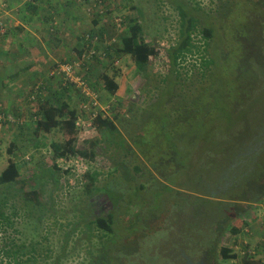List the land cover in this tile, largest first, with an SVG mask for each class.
Listing matches in <instances>:
<instances>
[{"label": "trees", "instance_id": "obj_1", "mask_svg": "<svg viewBox=\"0 0 264 264\" xmlns=\"http://www.w3.org/2000/svg\"><path fill=\"white\" fill-rule=\"evenodd\" d=\"M79 2L82 6L88 0ZM166 2L167 4L169 2L176 11L179 21L176 38L165 49L166 72L153 73L150 67L151 59L157 58L159 51L146 41L140 23L141 17H130L126 21L127 32L120 37L117 48L118 53L127 54L133 58L136 74H139L144 80L145 93H153V95H149L153 97L150 101L148 100L147 105H145L147 100L141 104L135 101L128 102L127 107L131 110L129 111L130 119L134 121L135 127L132 135L129 136L132 147L127 145L115 123V121L119 122L121 113L113 116L111 112V117L113 116L114 119H111L106 111H98L90 117L92 127L107 132L113 138V141H110L111 144H116L119 154L129 161L112 159L114 169L110 174L114 176L111 182L98 185L100 174L97 173L98 171H94L86 172L83 176L85 179L79 183L80 191L77 204L83 205V211L80 214L78 206L74 208L73 213H77V221L73 222L72 232H75L81 223L89 231L93 224L96 231L100 232L98 248L95 249V252L91 248L86 251L87 264H96L98 261L100 264H110L107 260L100 261L93 256L97 254V251L102 250L101 256L105 259L109 253L104 246L109 244L110 239L120 240L126 236L128 240V235L132 230L136 232L132 237L133 244L136 246L133 255L140 253L142 251L141 248H138L140 243L150 235L152 230H163L165 224L174 215H177L176 223L175 225L171 224L167 230L173 231L169 234H176L170 237L172 242H175L174 247L180 246L179 250L175 248L166 250L168 245L162 243L163 248L159 254L165 256L164 264H221V262L237 259L240 256L237 250L239 247L244 248L243 239L245 236L251 235L250 228L253 226V222L256 220L257 225H262L259 224V220L262 223L264 221V216L261 219V211L264 212V182L258 181L245 186L239 184L236 186V182L227 183L230 180L229 172H234L235 164L230 161L227 165L221 166L213 152L214 149L225 145L227 140L223 139L228 135L246 134L243 126L248 123L250 116L249 114L245 115L241 103L229 104L227 107L224 104L226 95L220 88V79L217 78L215 69L218 64L220 66L221 57L225 60L226 51L224 53L219 45L222 38H219L218 45L215 43V28L218 26L219 29L221 28L220 30L227 31L229 38L237 39L232 43L233 49H231L236 61L245 65H248L250 61L251 68L263 71L264 18L258 17V15L260 12H264V0H222L218 4V8H209L207 11H202L195 1V3H191L193 8L189 7V0H166ZM54 5L59 8L58 4ZM247 5L252 6L251 11L247 13V18L252 21L251 25H253L252 29L255 34L253 39L237 38L236 32L240 35L244 34L240 29L235 31V23L232 20H228V26H222L224 24L222 19L225 15L229 14L233 17L242 15L243 8ZM132 9L136 10L135 7ZM220 15L222 17L218 19ZM0 21L6 29L4 21ZM96 21L94 19L91 22L96 25ZM1 37L7 39V31L1 34ZM93 57L95 56L79 57L76 64L63 63V65L70 66V73L74 77L64 76V79L61 80L64 81V84L62 83L64 87L58 85L53 101L37 100L35 102L34 94L33 97H30L29 93L28 102H35L31 118L32 127L23 125L18 116L13 115L14 121L6 119L7 112L0 106V115H5V119L0 120V128L5 124L15 125L23 132L31 133L32 137L36 139L52 132H61L69 137L65 143H50L53 167L42 172L40 177L48 174L53 183H57L59 179L55 172L61 171L56 164L58 159L70 158L74 154H78L86 160H93L95 157L93 147L99 144L98 140L89 141V147L81 151H76L73 148L80 129L78 123L80 119L76 109L71 108L67 100H63V96L72 91H79L80 99H86L80 85L86 86L90 91L92 90L90 87H94V82L92 83L86 77L90 67L88 61ZM56 68L58 70V66ZM111 68L114 70L115 67ZM253 74L254 80L258 78L257 72H253ZM50 78L51 76L47 79ZM102 80L105 91L109 96H113L118 90V84L107 75H103ZM236 82L237 79L234 85ZM36 85V90H43V84L37 83L34 86ZM51 86L48 80L47 87ZM243 87H238L237 90L242 91ZM34 93L37 99L40 91ZM249 96L250 94L247 95V97ZM87 110L88 106L83 108V112ZM126 114L128 115V111ZM81 117H83L82 114ZM210 131L216 132L218 136L207 142L205 135ZM260 131L264 135V122ZM37 143L38 141L34 143V146H38ZM205 144H208L209 147L202 148ZM9 153L12 155V151ZM138 158H142L148 163L152 173L144 172L139 165L134 166L137 164L134 162ZM130 164H132L133 174L129 169ZM66 172L68 173V171ZM133 175L138 176L135 178ZM213 175L215 176L214 183L210 185V180L207 177ZM19 177L17 164L9 159L5 169L0 172V187L14 184ZM149 178L159 186L160 199L166 209L163 217L151 212L148 215L142 214L145 205L140 204V201L143 200L140 194L144 189H147L144 182H148ZM130 181H135V183L127 187L126 185ZM19 183V189L22 190L25 182L20 180ZM228 184L233 187L231 191L236 189L240 191H236L237 193L226 192ZM39 196L38 189L32 188L24 193L27 212L34 206H41ZM7 202V197L0 194V225L12 226L11 220L5 215ZM95 204L97 207L109 204V207L105 210L100 207L102 212L98 215ZM170 205H172L171 208ZM257 211L258 214H256ZM11 214L15 216L16 213ZM130 214L131 217L128 220ZM240 219L242 220L240 221ZM151 223H155L154 228L149 227ZM261 228L264 234V224ZM89 231H86V234H90ZM226 232H229V237L221 245L222 237ZM161 237L162 235L156 234V238L150 244L158 242ZM68 239L69 236L64 240L65 245ZM262 240L264 241V238ZM191 245L195 249L188 250L187 247ZM128 248L122 249L123 255L130 256L132 254ZM117 251L114 250L115 257ZM253 252L252 255L245 254L244 257H241L242 260L239 264H262L256 260L258 253L256 248H253ZM4 254L8 258L6 264H22L21 257L24 254L22 247L9 246ZM116 258L119 259V257ZM120 264L127 263L123 260Z\"/></svg>", "mask_w": 264, "mask_h": 264}, {"label": "rangeland", "instance_id": "obj_2", "mask_svg": "<svg viewBox=\"0 0 264 264\" xmlns=\"http://www.w3.org/2000/svg\"><path fill=\"white\" fill-rule=\"evenodd\" d=\"M93 1L95 2V6L93 5L94 2L88 0L86 4H82L81 10L71 14L72 16L80 18L78 22H76V18V21L73 22L75 25L78 23L77 26L70 28L67 27V23L64 29L59 30L58 33L62 34L64 38V40H60V45L55 32L56 30H52L54 28L52 24L50 25L48 23L47 26L37 27L36 30L32 31L36 40L31 44L32 46L28 47V52L33 59L37 58L38 60L34 64L36 66L34 68L35 77L30 82H25V86L19 92L18 97L13 98V96L8 95L10 98L3 105L5 106L6 114L9 115L7 118L12 120L14 118L13 115L18 116L23 122V125H31L32 127L33 122H31V118L34 113L35 102L37 100L53 101L52 99L55 96L58 85L63 86L62 83L64 84V81H61L64 79V76H68L69 74L71 77H74L72 73H68L67 71L63 74L61 73L62 71L57 72L56 67L63 65V63L76 64V60L82 55H84V58H88V55L95 56L88 61L90 67L86 74L89 81L94 82V87H90L92 90H89L90 95H84L86 99H80V92L72 91L70 94L63 96V100H67L70 107L76 109L80 119L78 120L80 129L78 135H76L73 148L76 151H81L89 147V141L98 140L99 144L93 147L95 157L93 160H86L80 155L74 154L70 158L58 159L56 164L61 171H54L59 179L57 183H53L52 178L48 174L40 177L42 172H46V169L53 167V153L50 148V143H65L69 137L61 132H52L44 135L42 138L36 139L32 137L31 133L27 131L23 132V130H20L15 125L5 124L1 126L0 172L5 169L9 159H12L17 164L20 177L14 184L0 187L1 196L4 195L8 199L5 207V215L12 223V226L0 225V264H6L8 262L4 251L9 246L16 247V245L22 247V252H24L22 254L23 257H21L22 264H56V261H58V264H87L88 258L86 257V251L91 248L95 252V249L98 248L100 245V232L96 231L93 224H91L89 231L83 223H81V226L75 232H72L73 222L77 221V213H73L74 208L78 206L77 208L80 214L83 211V205L77 204L80 191L79 183L82 179H85L83 176L86 172L92 173L94 171H98L97 173L100 174L98 177V185L113 181L114 175L110 174L113 173L114 169L112 159H125L119 154L116 144H111L113 138L107 132L99 131L92 127L90 117L98 111H106L107 115L111 119H114V115L121 113L119 122L115 121V123L122 137L127 142V145L129 144V147H132L129 136L132 135L135 127L134 121L130 119L131 114L129 111L131 110L127 107L128 102L135 101L141 104L145 103L144 100L150 101L153 97L149 96L153 95L152 92L145 93L144 80L139 74H136L137 71L133 58L130 55L117 52L120 37L124 36L127 32L126 21L130 17H141L140 23L142 24L146 41L159 51V56L151 59L150 62L153 73L166 72L167 70L165 49L175 40L179 23L177 13L169 2L167 4L166 0ZM189 1L190 6H188L190 8H193L191 3L196 2L199 4L200 9L202 8V11H207L209 8H218V4L222 0ZM132 7H135L136 10H133ZM251 9L252 6L247 5L243 8L244 12L242 15L239 14L234 17L229 14L225 15L222 19L224 23L222 26H228V20H232L235 23V31L236 29H240L242 34L245 35H240L236 32L235 36L237 38L253 39L255 34L254 29H252L253 25H251L252 21L247 18V13ZM140 11L141 13L139 14ZM222 15L217 16L218 19H221ZM258 17L264 18V12H260ZM94 19L97 20L96 25H93L91 22ZM220 29L218 26L215 28V43L218 45L219 38H222L219 45L222 47L224 53L226 51V58L224 60L221 57L222 60H219L220 66L218 64L215 73L217 78L220 79V88L226 95L224 104L227 107L229 104L235 105L241 103L245 115L249 114L250 116L248 123L243 126L246 134L228 135V137L223 139L227 140L225 141V145L214 149L213 152H215V156L218 159L217 162L221 166L227 165L230 161L235 164L234 172H229L230 180L227 183L236 182V186L238 184L242 186L252 185L258 181L264 182V135L260 131L262 123L264 122V70L260 71L251 68L250 61L248 65L236 61L231 49H233L232 43L237 39L234 37L232 39L229 38L226 33L227 31L224 32ZM53 38L55 41H50V44L53 45L56 51L53 50L54 48L52 49L51 45L46 43L47 40H52ZM94 38H96V43H93ZM20 48L22 50L23 46ZM237 48L239 49V47ZM92 49L94 53L90 54ZM46 53L49 55L46 56ZM106 53L108 54L106 55ZM221 55L224 56V54ZM24 61L21 60L18 64L26 65L29 62ZM111 67H115L114 70ZM244 68L247 69L244 70ZM253 72L258 73V78L255 80ZM103 75H107V77L113 79L118 84V90L113 96H109L104 89ZM49 76L51 78L47 79ZM236 79L237 82L234 85ZM48 80L52 85L51 87H47ZM35 82H38V84L41 82L44 85L43 90H38L40 91V95L37 96V99L34 93L36 91L35 86L29 88ZM246 85L248 87H243ZM238 87H243V90H237ZM29 93L30 97L33 94L35 97V102L31 103V105L27 100ZM248 94H250L249 97H247ZM246 97L247 99H245ZM14 99H19L20 102L17 103ZM16 104H20V110L16 108ZM85 105L88 106V110L83 112ZM126 111H128V115ZM111 112L113 114L112 117ZM81 114L83 117H81ZM205 136L208 142L216 138L218 134L210 131ZM36 141H38V146H34ZM208 147V144L202 146V148ZM9 151H12V155ZM125 160L129 161L127 159ZM134 163H137L134 166L139 165L144 172L152 173V169L142 158H138ZM129 169L133 174L132 164L129 165ZM137 176L133 175L135 178ZM207 178L210 180V185H212L215 176L213 175ZM20 180L25 182L22 190L19 189ZM134 183L135 181H130L126 186H132ZM144 183L147 189H144L140 194L143 199L140 201V204L145 205L142 214L148 215L151 212L157 214L159 217H163L166 209L163 201L160 199L161 193L159 186L150 178L148 182ZM32 188L39 190L41 206H34L27 212L24 193ZM232 189L233 187L230 184L226 186V192ZM236 191L239 192L240 190L236 189L231 192L237 193ZM96 207L95 204V209ZM100 207L102 210H105L109 207V204L105 206L100 205ZM100 207H97L98 215L102 212V210L100 211ZM12 211L16 213L15 216L11 214L13 213ZM256 214H258V211ZM263 216L264 212L261 211V219ZM130 217L131 214L128 220ZM176 219L177 215H174L170 218V221H166L167 223L163 230H152L150 235L140 243L138 248H141L142 251L136 255H133L136 246L132 240L136 232L132 230L128 235V240L126 236L120 240L110 239L109 244L104 246L105 250L109 253V256H106L105 259L101 256L102 250L97 251V254L93 258H97L100 261L107 260L110 264H120L123 260L127 264H164V261H166L165 256H160L159 254V251L163 248L162 243L168 245L165 248L166 250L178 249L180 246L174 247L173 244L175 242H172L170 237L176 234H169L173 231L167 230L171 224L174 223L175 225ZM255 221L250 228V231L252 230L253 233L251 232V235L245 237L243 236L244 248L242 249L238 246L239 249L237 252L240 256L235 260L221 262V264H239L242 260L241 257L245 256L241 252L253 251V248H256L258 251L256 260L264 264V241L262 240L264 234L261 228L264 221L262 223L259 220V224L262 225H257ZM149 227L154 228L155 223L149 224ZM86 231H89L90 234H86ZM156 234L158 236L162 235V237L158 242L150 244L156 238ZM68 236L69 239L65 245L64 240ZM228 237L229 232H226L222 237L221 245L226 242ZM126 248L132 252L130 256L123 255L124 252H121L123 251L122 249L125 250ZM187 248L188 250L191 248L195 249L192 245ZM114 250H118L116 257H119V259L114 256ZM97 263L100 264L99 261Z\"/></svg>", "mask_w": 264, "mask_h": 264}, {"label": "crops", "instance_id": "obj_3", "mask_svg": "<svg viewBox=\"0 0 264 264\" xmlns=\"http://www.w3.org/2000/svg\"><path fill=\"white\" fill-rule=\"evenodd\" d=\"M75 1L0 0V20L4 21L7 31V39H4L5 37L0 38V106L5 108L3 103L10 98L8 95L13 96V98L18 97L19 92L25 86V82L27 81L28 83L35 77L34 68L36 66L34 64L38 60L37 58L33 59L28 52V47L32 46L31 44L36 40L32 31L36 30L37 27L47 26L48 23L52 24V27H54L52 30H56L60 45V40H64V38L62 34L58 33L59 30L64 29L67 23V27L74 28L78 24L76 23L75 25L73 23L76 21L75 18L77 19L76 22L80 20V18L71 15L81 10L80 0L77 3ZM54 4H58L59 8ZM50 41L54 42L55 40L53 38L52 40H47L46 43L51 45ZM21 46H23L22 50ZM51 46L53 49V45ZM53 50L56 51L55 48ZM48 55L46 53V56ZM21 60L29 62L26 65H19L18 63ZM37 83L31 84L29 88ZM39 85H42V83L39 82ZM14 100L17 103L20 102L19 99ZM19 105L16 104L17 109L20 108Z\"/></svg>", "mask_w": 264, "mask_h": 264}, {"label": "built area", "instance_id": "obj_4", "mask_svg": "<svg viewBox=\"0 0 264 264\" xmlns=\"http://www.w3.org/2000/svg\"><path fill=\"white\" fill-rule=\"evenodd\" d=\"M93 1V0H92ZM94 2V1H93ZM93 5L95 6V2L93 3ZM5 31H6V29L4 28V26L2 25V23H1V21H0V35L1 34H4L5 33ZM95 39L96 38H94V40H93V43H96V41H95ZM94 47V46H93ZM94 49V48H93ZM93 49H92V51L90 52V54H93L94 53V51H93ZM81 58H84V55H82L81 56ZM79 61V60H78ZM70 66H68V65H61V66H59L58 67V72H60V71H62V73H65V71H67L68 73L70 72ZM68 76H70L69 74H68ZM80 87H81V89H82V92L85 94V95H90V91L86 88V86H83V85H80ZM84 108H86V105L84 106ZM4 120V118H3V116L2 115H0V120ZM1 124V123H0ZM241 254L242 255H245V254H247V255H252V254H254V252L253 251H242L241 252Z\"/></svg>", "mask_w": 264, "mask_h": 264}]
</instances>
